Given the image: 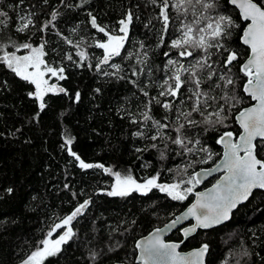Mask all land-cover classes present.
Returning a JSON list of instances; mask_svg holds the SVG:
<instances>
[{
    "label": "trees",
    "instance_id": "16d2710c",
    "mask_svg": "<svg viewBox=\"0 0 264 264\" xmlns=\"http://www.w3.org/2000/svg\"><path fill=\"white\" fill-rule=\"evenodd\" d=\"M81 4L82 0H65L64 4L60 0H48V3L44 0H23V3L0 0V10L7 11L16 25L22 23L19 15L27 18L33 14L34 27L25 34H18V42L33 46L46 42V61L54 67H64L67 77L65 80L50 78V83L63 87L67 94L50 93L46 97L47 108L34 119L39 111L38 104L28 96L34 86L0 66V264H21L23 258L40 246L41 240L48 238L47 233L53 225L60 223L86 199L90 201L88 208L72 224L74 237L62 246L60 254L49 257L45 264H136V240L173 218L193 200L196 191L210 185L217 176L202 186L197 185L194 193L182 202L173 201L158 189L147 195L133 193L129 197H109L106 193L111 190L114 177L100 168L81 169L67 147H62L64 140L73 139L72 150L86 163L103 164L113 171H130L138 182L159 173L158 182L170 184L181 178L184 168L187 172L183 178L187 179L196 170L213 166L221 156L216 140L226 130L232 131L234 136L239 134L234 117L252 103L242 86L239 87L237 94L243 97V102L229 114L227 129L220 126L207 132L203 128L196 129L195 138L201 143L189 145L192 153L178 155L183 150L171 144L165 147L167 141L153 142L136 137L134 133L138 130L148 135L155 132V129L149 131L142 124L131 122L132 118L142 119L139 114L147 98L128 81L137 79L132 75L133 68L143 69L145 73L147 68L137 63L136 56L125 60L117 57L113 62L120 64L119 71L108 65L101 66L115 75L104 76L97 72L94 66L103 50L94 45L106 37L91 28L88 13L110 29L118 27L117 21L128 10L136 13L139 20L134 21L125 48L141 55L146 50L153 76L159 79L163 74L156 69L162 67L167 59L163 52L169 49L157 47L155 29L149 31L143 26L157 10L148 0H88L78 7ZM220 5L222 11L227 8L225 14L237 17L238 11L225 5V0H220ZM54 10L59 13L53 22L55 27L50 25L45 31H38L50 20ZM153 23L159 28L156 21ZM57 32L62 35L58 36ZM25 36L28 39L25 40ZM63 37L71 39L73 45L79 43V48L67 44ZM141 41L145 49H140ZM78 50L88 55L81 67L77 66ZM67 55H72L73 61H68ZM88 64L93 68H88ZM238 67L233 68V72H237ZM139 81L141 85L150 83L146 75H141ZM147 90L150 96L158 91L151 87ZM77 92L79 101H75ZM151 114L160 119L165 113L154 106ZM152 143L158 144L159 151L151 148ZM201 147L215 154L207 163L201 162L206 158V154L199 151ZM137 148L146 150L137 152ZM161 151L165 153L164 159L160 157ZM260 155L264 158V152ZM62 231L53 233L52 238ZM167 239L181 241L180 230L172 232ZM205 243L209 245L206 264H223L225 260L228 264H236L237 260L240 264H264V191L255 190L224 224L198 230L184 240L181 250ZM109 248L116 250L109 251ZM245 249L251 253L250 258L242 256ZM93 252L100 254L95 261L91 259Z\"/></svg>",
    "mask_w": 264,
    "mask_h": 264
},
{
    "label": "snow or ice",
    "instance_id": "6c2138e0",
    "mask_svg": "<svg viewBox=\"0 0 264 264\" xmlns=\"http://www.w3.org/2000/svg\"><path fill=\"white\" fill-rule=\"evenodd\" d=\"M19 2L23 3V0ZM148 2L157 11L143 26L149 31L155 29L157 47L169 49L163 52L167 59L162 67L156 69L163 74L159 79L153 76L146 50L141 55L140 52H128L125 48L130 40L134 21L139 20L136 13L128 10L123 18L117 21L118 27L115 29L98 23L97 17L91 12L88 13L91 28L106 37L97 40L94 45L103 50L102 57L94 66L97 72L104 76L115 75L104 71L101 66L108 65L119 71L120 64L113 62L117 57L125 60L136 56L137 63L147 68L146 73L143 69L137 71L133 68L132 75L137 79L128 81L147 98L143 104L144 110L139 114L142 119L132 118L131 122L142 124L149 131L155 129V132L148 135L147 132L138 130L134 135L153 142L167 141L165 147L171 144L183 150L178 152V155L192 153L193 148L189 145L201 143L200 139L195 138L196 129L203 128L205 132L209 129L216 130L217 126L227 129L226 121L229 114L243 102V97L237 94V89L241 86L243 93L254 101L252 106L239 110L235 116V121L242 131L237 136L227 130L220 134L216 143L223 145L224 151L214 168L196 172L187 179L183 178L187 172L184 168L181 170V178L170 184L159 183V173L144 179L141 183L130 174V171H113L103 164L86 163L72 150L71 137L64 140L62 147H67L69 155L79 162L81 169L100 168L114 177L111 190L106 193L109 197L123 198L133 193L147 195L153 189H158L173 201L182 202L194 193L196 186L204 177L212 175L213 172H223L224 174L211 188L204 192H195V202L166 225L165 229L157 228L149 236L135 243V248L139 250L138 264H205L208 244L182 253L178 249L184 240L166 242L163 233L166 229L176 228L181 222L192 218L195 223L181 229L184 239H188L198 229H211L228 221L233 210L239 204L248 201L249 197L254 195V190H264V158L260 155L264 152V0H225V5L230 4L238 10L236 18L225 14L226 7L221 10L220 0H148ZM44 3H48V0H44ZM60 3L64 4L65 0H60ZM86 3L88 0H82L78 7ZM32 15L29 14L27 18L19 15L22 23L16 25L15 19L9 16L7 11L0 10V66L34 86L28 96L38 104L39 111L35 119L47 108L46 97L50 93L67 94L66 89L50 83L49 78L65 80L67 77L64 75V67H54L46 61L45 57L48 54L45 51L46 42L38 46L18 42V34H25L34 27ZM58 15L57 11H52L50 20L38 31L43 32L50 25L55 27L53 22L57 20ZM153 21L159 24V28ZM56 34L62 35L59 32ZM24 39L28 37L25 36ZM63 39L67 44L73 45L71 39L67 37ZM73 46L79 48V43ZM139 46L140 49H145L142 41L139 42ZM76 55L79 57L77 66H84L83 62L88 60L87 53L78 50ZM66 59L73 61L72 55H67ZM237 65L239 66L237 72H233ZM87 67L91 69L93 65L88 64ZM141 75H146L150 83L141 85L139 81ZM150 87L158 89L156 95L150 96L147 90ZM162 97L164 99H161ZM79 100L80 94L77 92L75 101ZM154 106L164 110L165 114L160 119H155L151 114ZM183 106L188 110L185 111ZM151 148L159 151L157 143H152ZM144 150L146 149H136L137 152ZM199 151L206 154L202 163L212 160L215 155L207 147H201ZM160 157L165 158L163 151L160 152ZM8 191L11 192V189ZM89 204V200H84L70 215L64 217L60 223L54 224L47 233L48 238L41 240L40 246L23 258L21 264H45L49 257L60 254L62 246L75 235L72 222L84 214ZM62 229V233L58 234L56 239H51L53 233ZM115 250L116 248H109V251ZM99 255L93 252L91 259L95 261ZM242 256L250 258L251 253L245 249ZM223 264H228V261L225 260ZM236 264H240L239 260Z\"/></svg>",
    "mask_w": 264,
    "mask_h": 264
},
{
    "label": "water",
    "instance_id": "95a60500",
    "mask_svg": "<svg viewBox=\"0 0 264 264\" xmlns=\"http://www.w3.org/2000/svg\"><path fill=\"white\" fill-rule=\"evenodd\" d=\"M230 5V4H229ZM231 6V5H230ZM233 7V6H232ZM238 11V10H237ZM246 95V94H245ZM252 103L250 104V105H248V106H246V107H250V106H252V104H254V101H251ZM245 108V107H244ZM236 115H238V113H236ZM235 115V116H236ZM235 118V117H234ZM235 123H236V125L238 126V128L240 129V127H239V124L235 121ZM242 130L240 129V132H241ZM239 132V133H240ZM219 146H220V148H221V156H220V158L218 159V161L213 165V166H210V167H203V168H200V169H198V170H196L195 171V173L196 172H201L202 170H207V169H210V168H214L215 167V165L217 164V163H219V161H220V159H221V157H222V155H223V151H224V149H223V145H221V144H218ZM194 173V174H195ZM224 173L223 172H213L212 173V175H210V176H207V177H204L203 179H202V182L199 184L200 186H202L205 182H207L208 180H210V179H212L213 177H215V176H217L216 177V179L210 184V185H208L207 187H205V188H203V189H200V190H198V191H196V192H204V191H206L208 188H211L212 187V185L213 184H215L216 183V181L220 178V176H222ZM255 191V190H254ZM261 191H264V190H261ZM195 193H194V197H193V200L183 209V210H181L179 213H177L173 218H171L169 221H167L165 224H163L162 226H159V227H156V228H153L151 231H149L146 235H143V236H141L140 238H138L137 240H136V242H138V241H140V240H143L145 237H147V236H149L152 232H154L155 231V229H157V228H161V229H165L166 228V225H168V224H170L171 223V221L173 220V219H175V217L176 216H178V215H180L182 212H184V211H186V209L192 204V203H194L195 202ZM86 200H89V199H86ZM246 202V201H245ZM245 202H243V203H245ZM83 203V202H82ZM243 203H241V204H239V205H242ZM238 205V206H239ZM237 209V208H236ZM236 209H234V210H236ZM74 210V209H73ZM233 210V211H234ZM71 214V213H70ZM69 214V215H70ZM75 222V220L72 222V224ZM227 222V221H226ZM193 223H195V221H194V219H192V218H189V220H187V221H183V222H181L180 224H178L177 226H176V228H173V229H166L165 230V232L163 233V239L166 241V242H179V241H170V240H167V238L170 236V234L172 233V232H174L175 230H177V229H179L180 230V233H181V235H182V231H181V229H183V228H185V227H190ZM225 223V222H224ZM224 223H222V224H224ZM222 224H220V225H222ZM217 226H219V225H217ZM216 227V226H215ZM214 228V227H213ZM198 230H208V229H198ZM197 230V231H198ZM62 233V232H61ZM192 235H194V234H192ZM191 235V236H192ZM190 236V237H191ZM182 240H186V239H184V237H183V235H182ZM135 242V243H136ZM182 245V244H181ZM200 247V246H199ZM199 247H194V248H191V249H188V250H181V247H180V249H178V251H180V252H182V253H187V252H190V251H192V250H194V249H196V248H199ZM136 249V248H135ZM139 256V250L138 249H136V257H135V263L136 264H138V260H137V257ZM206 256H207V254H206ZM206 256H205V264H206ZM111 264H123V263H121V262H113V263H111Z\"/></svg>",
    "mask_w": 264,
    "mask_h": 264
},
{
    "label": "rangeland",
    "instance_id": "374dc122",
    "mask_svg": "<svg viewBox=\"0 0 264 264\" xmlns=\"http://www.w3.org/2000/svg\"><path fill=\"white\" fill-rule=\"evenodd\" d=\"M49 81H50V78H49ZM50 82H51V81H50ZM52 83H53V82H52ZM215 178H216V177H215ZM113 183H114V182H113ZM141 183H142V182H141ZM159 183H160V182H159ZM56 238H57V237H56ZM56 238H55V239H56ZM51 239H54V238L51 237Z\"/></svg>",
    "mask_w": 264,
    "mask_h": 264
},
{
    "label": "flooded vegetation",
    "instance_id": "af4514ba",
    "mask_svg": "<svg viewBox=\"0 0 264 264\" xmlns=\"http://www.w3.org/2000/svg\"><path fill=\"white\" fill-rule=\"evenodd\" d=\"M63 230V229H62ZM168 240V239H167Z\"/></svg>",
    "mask_w": 264,
    "mask_h": 264
}]
</instances>
